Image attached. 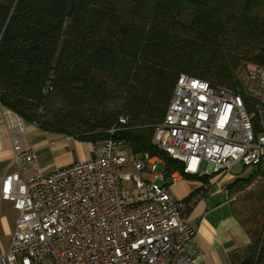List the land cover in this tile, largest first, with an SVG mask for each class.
Instances as JSON below:
<instances>
[{
    "label": "trees",
    "instance_id": "trees-1",
    "mask_svg": "<svg viewBox=\"0 0 264 264\" xmlns=\"http://www.w3.org/2000/svg\"><path fill=\"white\" fill-rule=\"evenodd\" d=\"M242 60L264 66V0H0L1 105L44 132L158 156L166 176L182 164L152 137L178 77L233 88ZM250 239L230 264H264V226Z\"/></svg>",
    "mask_w": 264,
    "mask_h": 264
},
{
    "label": "built area",
    "instance_id": "built-area-1",
    "mask_svg": "<svg viewBox=\"0 0 264 264\" xmlns=\"http://www.w3.org/2000/svg\"><path fill=\"white\" fill-rule=\"evenodd\" d=\"M236 73V89L178 77L152 137L182 164V173L168 175L170 185L159 183L166 176L157 172L161 158L113 139L95 145L89 159L25 179L21 172L36 166V155L11 137L18 171L3 177L1 198L18 216L0 264H197L202 254L188 213L209 189L179 199L170 186L179 177L223 176L237 164L252 170L264 161V66L248 62ZM13 119L23 133L24 121Z\"/></svg>",
    "mask_w": 264,
    "mask_h": 264
},
{
    "label": "crops",
    "instance_id": "crops-1",
    "mask_svg": "<svg viewBox=\"0 0 264 264\" xmlns=\"http://www.w3.org/2000/svg\"><path fill=\"white\" fill-rule=\"evenodd\" d=\"M12 114V115H11ZM13 113L0 103V257L8 251L18 212L9 200L1 198V183L6 175L16 173L13 164L14 152L11 137L18 140L21 150L34 151L36 166H28L21 172L28 179L39 172H49L55 168L89 159L93 144L79 141L73 137L44 132L34 124L24 122L21 133L15 126ZM162 171L164 169V164ZM262 165L257 170L262 177ZM247 169V176L251 172ZM258 175V176H259ZM257 176V177H258ZM179 177L170 191L179 199H186L203 188L209 189V197L198 201L189 210V222L195 230L194 245L202 254L197 264H230V256L240 253L251 243L250 236L235 210V200L240 192L229 189L239 179L231 172L223 176ZM169 176L159 181L161 185H170Z\"/></svg>",
    "mask_w": 264,
    "mask_h": 264
},
{
    "label": "rangeland",
    "instance_id": "rangeland-1",
    "mask_svg": "<svg viewBox=\"0 0 264 264\" xmlns=\"http://www.w3.org/2000/svg\"><path fill=\"white\" fill-rule=\"evenodd\" d=\"M248 62L250 61L242 60L241 63H239V66ZM235 77H237V75ZM236 88L237 85L236 87L230 89ZM261 165L262 172H264V161L261 163ZM248 168L249 167L243 166L242 164H237L230 172L231 174L236 175L238 178H243L244 175L247 174ZM161 171L162 166L160 165L157 172ZM262 187H264V176H256L247 188L243 189L239 193L237 192L238 195L235 200V210L237 215L239 216L246 230L250 233V236L254 237L259 235V232L264 226V195L262 194V190H260ZM239 254L241 257H243L245 255V250L241 251Z\"/></svg>",
    "mask_w": 264,
    "mask_h": 264
}]
</instances>
